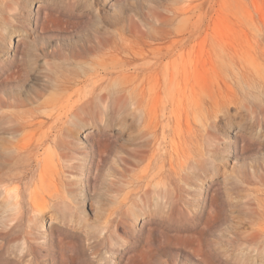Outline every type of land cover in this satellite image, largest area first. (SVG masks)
I'll return each instance as SVG.
<instances>
[{"label": "rangeland", "instance_id": "1", "mask_svg": "<svg viewBox=\"0 0 264 264\" xmlns=\"http://www.w3.org/2000/svg\"><path fill=\"white\" fill-rule=\"evenodd\" d=\"M263 10L264 0H0V63L84 42L97 45L98 61L70 66L79 73L70 93L82 100L63 125L71 143L59 158L92 159L101 179L71 186L82 209L39 198L45 222L14 229L1 189L0 232L15 237L10 262L25 263L19 238L32 226L53 264H264V236L252 231L264 226V186L243 180L256 161L264 173V152L246 155L264 133ZM95 67L113 74L101 88ZM44 68L36 63L24 83L0 79V98L39 84ZM5 127L0 114V152L12 141ZM180 208L202 213L211 229L202 245H177Z\"/></svg>", "mask_w": 264, "mask_h": 264}, {"label": "bare ground", "instance_id": "2", "mask_svg": "<svg viewBox=\"0 0 264 264\" xmlns=\"http://www.w3.org/2000/svg\"><path fill=\"white\" fill-rule=\"evenodd\" d=\"M95 46L97 45H88L87 42H84L78 48L68 49V53L61 50L53 52L42 51L40 54L21 52L16 53L12 58H6L0 63V79L7 85H10V79H18L19 82L24 83L32 72L36 70V63L42 62L46 68H44V74H40L43 76L40 77V83L36 86L25 90L20 89L17 92L11 91L10 96L0 98V114L2 117H6L4 131L12 140L9 150L0 152V190L2 189V193H0L12 199L11 203H9V209L12 212L14 222H16L12 229L21 228L26 220L30 223L34 222L36 225L43 223L46 217L44 213L46 206L44 207L40 203L39 198L48 201L49 204L60 199H67L78 209H82L84 200L79 197V194L75 193L71 186H79L83 182L86 186L94 183L96 185L101 179V171L91 161L92 159L89 163L83 164L81 161L76 160L75 157L69 156L68 163L64 164L59 158V155L63 157V154L59 152H63L64 148H67L71 143L66 140L64 137L66 135L62 133L63 129L65 131V126L63 125L69 122L75 111L79 110L80 107L77 106V103L82 100L76 99L75 101L73 93H70L73 90L71 85L79 80V73L72 72L70 66L76 67L82 63L80 62L81 60L85 61V59H91L93 64L98 63L97 59H95L96 57L93 58V52L97 49ZM14 62L19 63V71L13 69L12 64ZM90 70V72L95 74L94 79H96L97 88L102 87V81L105 80V76L113 75L108 69H103L102 67H95ZM96 87L93 86L94 89ZM76 120H78V114ZM48 122H51L52 125L47 127ZM74 131L72 130L70 135H74ZM48 144L51 147L45 152L49 151L52 155L45 158L46 160L48 159L47 161L45 160L46 166L43 170L41 167L42 172L35 176L37 172L34 174V168H36L35 165L40 156L39 152ZM256 144L259 147H255L253 143L248 144L246 155L252 154L253 156L254 153L259 151L264 152V133L261 132L259 134ZM101 159L104 162L107 158L102 157ZM48 161L54 167L50 174L46 171L49 165ZM95 168H97V173ZM259 169V163L256 161L252 172H249L243 180L249 184L258 183L264 186V173H259ZM71 176H74V178ZM177 200L178 202L180 201L179 195H177ZM188 211L180 208L181 216L177 218V245L190 244L191 242L202 245L211 229L202 226V213L196 211L189 213ZM252 231L255 234L264 236V226L262 225L253 228ZM13 233L14 230H10L7 226L0 232V248L3 250V252L0 250V264H15L10 262L7 256L8 245L15 238L12 237ZM19 239H22L24 245H26V253L22 259L25 263L23 264H53L43 259V255H41L39 250L42 247L37 243L38 238L32 226H29V232H26ZM80 264L87 263L81 261Z\"/></svg>", "mask_w": 264, "mask_h": 264}]
</instances>
